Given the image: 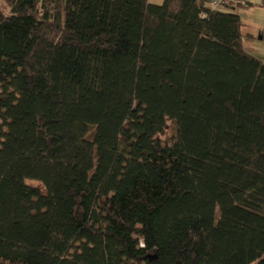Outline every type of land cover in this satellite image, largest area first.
<instances>
[{
    "label": "trees",
    "instance_id": "obj_1",
    "mask_svg": "<svg viewBox=\"0 0 264 264\" xmlns=\"http://www.w3.org/2000/svg\"><path fill=\"white\" fill-rule=\"evenodd\" d=\"M4 2L0 264H264V63L239 15Z\"/></svg>",
    "mask_w": 264,
    "mask_h": 264
},
{
    "label": "crops",
    "instance_id": "obj_2",
    "mask_svg": "<svg viewBox=\"0 0 264 264\" xmlns=\"http://www.w3.org/2000/svg\"><path fill=\"white\" fill-rule=\"evenodd\" d=\"M232 11L239 15L240 20L243 23L242 31V45L244 39H255V32H260L259 41L264 42V0H246L244 3H235L230 5L226 9H222L221 11ZM255 50L257 56H261V49ZM256 58V54L254 55L251 51H247ZM259 54V55H258ZM264 63V60H261Z\"/></svg>",
    "mask_w": 264,
    "mask_h": 264
},
{
    "label": "rangeland",
    "instance_id": "obj_3",
    "mask_svg": "<svg viewBox=\"0 0 264 264\" xmlns=\"http://www.w3.org/2000/svg\"><path fill=\"white\" fill-rule=\"evenodd\" d=\"M152 3L154 4H159L162 2V0H150ZM7 9L6 4L4 2V0H0V10L5 11ZM259 34L260 32L256 31L255 32V39L250 40V39H244L243 40V45L242 47L246 50V51H251V53H253L254 55L256 54L255 50H253V47H255L256 49H261L262 51H264V42L259 41ZM261 56H256L258 57V59L260 60H264V52H261ZM259 55V54H258ZM174 134V123L170 120H166L165 122V126L164 129L162 131V133L157 134L156 135V139L164 142L167 140H170L172 138ZM30 185L35 186L39 189H41V184L38 181H29L28 182ZM137 264H145L143 262H139Z\"/></svg>",
    "mask_w": 264,
    "mask_h": 264
},
{
    "label": "built area",
    "instance_id": "obj_4",
    "mask_svg": "<svg viewBox=\"0 0 264 264\" xmlns=\"http://www.w3.org/2000/svg\"><path fill=\"white\" fill-rule=\"evenodd\" d=\"M246 0H204V6L210 10H222L235 3H244Z\"/></svg>",
    "mask_w": 264,
    "mask_h": 264
}]
</instances>
